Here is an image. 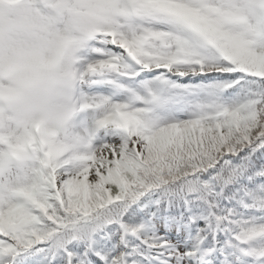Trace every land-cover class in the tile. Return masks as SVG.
Here are the masks:
<instances>
[{
    "label": "snow or ice",
    "instance_id": "snow-or-ice-1",
    "mask_svg": "<svg viewBox=\"0 0 264 264\" xmlns=\"http://www.w3.org/2000/svg\"><path fill=\"white\" fill-rule=\"evenodd\" d=\"M74 14L92 148L0 131V264H264V0Z\"/></svg>",
    "mask_w": 264,
    "mask_h": 264
},
{
    "label": "clouds",
    "instance_id": "clouds-1",
    "mask_svg": "<svg viewBox=\"0 0 264 264\" xmlns=\"http://www.w3.org/2000/svg\"><path fill=\"white\" fill-rule=\"evenodd\" d=\"M83 2L0 0V131L39 125L69 159L92 148L78 122L81 49L73 42L83 36L74 14Z\"/></svg>",
    "mask_w": 264,
    "mask_h": 264
}]
</instances>
